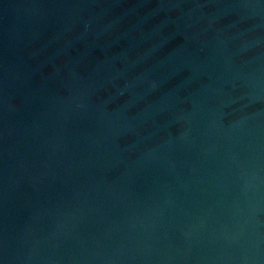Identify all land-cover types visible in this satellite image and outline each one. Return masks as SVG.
<instances>
[{
	"label": "water",
	"instance_id": "95a60500",
	"mask_svg": "<svg viewBox=\"0 0 264 264\" xmlns=\"http://www.w3.org/2000/svg\"><path fill=\"white\" fill-rule=\"evenodd\" d=\"M0 264H264V0H0Z\"/></svg>",
	"mask_w": 264,
	"mask_h": 264
}]
</instances>
